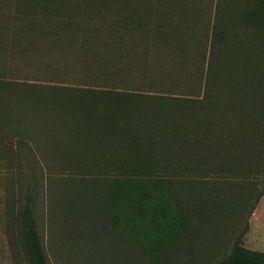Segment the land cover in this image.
I'll return each instance as SVG.
<instances>
[{"label": "trees", "instance_id": "trees-1", "mask_svg": "<svg viewBox=\"0 0 264 264\" xmlns=\"http://www.w3.org/2000/svg\"><path fill=\"white\" fill-rule=\"evenodd\" d=\"M239 1H242L243 11L237 15L238 22L246 26L244 30L249 40L241 47L240 55L246 57V66H243L246 71L233 79L240 91L234 89L236 92L230 93V98L223 99L224 103L221 101L215 111L219 115L216 120L225 123L229 132L209 135L213 141L207 144L205 141V145H202L204 141L201 142L200 137L208 138L206 127L210 132L215 125L217 129L220 128V124L214 121L215 113L206 117L205 112H200L202 107H206V96L201 100L182 99L183 102H174L160 93L144 94L88 85H44L34 80L27 84L29 89L20 95L25 94L32 103V109L28 108L27 113L25 109L16 110L21 113V118L25 117L26 120L27 115H58L60 119L56 125L59 134H69L70 145L77 155L75 158H82L83 166L76 165V169L71 171L77 175L76 184L70 186L69 191L63 189L59 203L64 205V210L76 213L79 219L74 223L76 226L84 228L81 226L83 219L93 221L94 226L88 222L85 230L106 232L111 240L128 247V264L135 263L139 257L143 258L145 264H189L209 252L210 249L203 245L204 241L213 237L207 234V225L211 224L216 229L221 220L218 217L210 219L208 213L219 212L220 208H230L231 213H239L243 202L238 205L237 196L235 198L229 190L226 192L225 188H229L224 178L223 181L218 177H206H223L230 170L240 178L237 182H229L238 185L245 183L244 177L255 168L261 172V189L255 196V203L264 194V130L261 131L263 135L259 143L254 142L255 131H241L243 135L238 132L240 126L252 127L259 122L264 125V0ZM232 2L238 0H216L218 9L226 13L227 21V9ZM119 3L120 6L114 4V13L117 9L115 16L122 27V34L125 30H142L144 21L136 14L134 5L129 0H120ZM99 12L100 8L82 4L81 0H74L71 4L64 0L5 1L4 9L0 12L1 53L11 50L27 55L36 51L51 56L54 52L69 67L82 59V66L86 70L90 65L109 70L108 57L101 56L102 60H98L96 58L100 53H92L93 56L86 60L84 54L87 46L91 49L95 45L100 46L96 41L100 30ZM97 15L100 18L95 21ZM91 22L94 25L88 30L85 26ZM214 25L210 33L213 31L212 35H216L220 43L228 32L221 27L216 31ZM158 31L161 35L165 34L164 30L156 29V35ZM172 34L176 36L174 44L171 41L156 42L161 44L160 49L162 46L169 49V46H173V51L179 55L187 48L193 49L194 45L200 57L204 58L208 51L210 67L214 53L219 56L212 42L208 43L206 50L207 38L210 37L208 26L205 27V38L195 43L180 38V32ZM37 41L40 43L37 44ZM261 44V48L257 49ZM256 51H260L262 56H258ZM72 53L75 57L70 55ZM253 58L255 61L250 64ZM104 79L95 82L103 83ZM209 79L208 73L202 77L204 92L208 90L206 85ZM173 100L177 101L176 98ZM195 101L199 103L194 105ZM214 102L213 98L212 103L216 106ZM3 113L6 116L5 110ZM48 118L44 119L46 123L50 121ZM236 118H239L237 123L230 122ZM201 124L203 127L200 129ZM13 128L19 131L17 126ZM56 130L53 132L56 133ZM233 133L239 139L235 138L232 146L244 144L240 148L245 150L247 147L246 151L236 156L227 147L226 152L221 151L224 157L217 156L219 146L223 147ZM172 138L177 142L171 141ZM64 139L67 140L66 137ZM255 143L260 148L249 150ZM87 151L92 152L84 155ZM82 178L88 179L84 185L80 182ZM184 193L189 194L190 199L185 198ZM32 195L25 196V206L20 216L25 250L29 264H49L33 214ZM247 225L248 221L233 240L227 254L212 264H264V250L249 248L241 242ZM114 233L117 234L115 238ZM200 244L203 247L197 248Z\"/></svg>", "mask_w": 264, "mask_h": 264}, {"label": "rangeland", "instance_id": "rangeland-1", "mask_svg": "<svg viewBox=\"0 0 264 264\" xmlns=\"http://www.w3.org/2000/svg\"><path fill=\"white\" fill-rule=\"evenodd\" d=\"M5 1L14 0H0V12L4 9ZM66 1L68 4L74 2V0H64L65 3ZM119 1L81 0L82 4L85 3L100 8L99 14L101 15L99 35L96 39L97 42L99 41L100 46L95 45L93 49L87 46L84 52L85 59L87 60L88 57L93 56L92 53H100L96 59L102 60L101 56L108 57L107 59L111 65L109 70L98 68L95 65L88 66L86 70L82 66L84 61L82 59L76 60V58L75 66L69 67L65 65V61L59 60V55L54 54V52L51 53V56L49 53L44 56L36 51L25 55L19 51L13 52L11 50L1 53L2 50L0 49V142H2L0 143V155H5V157L0 156L4 165L2 169L0 168V176L3 177L4 184V188L2 185V203L5 214L3 229L0 226V264H8L9 260L11 262L9 264H29L20 221L27 194H33V214L49 264H128V258H126L128 247H123L117 240H111V236L107 235L106 232L98 231V229H94V231L85 230V225L88 222L94 226L93 221L86 220V222L83 219L81 226L84 228L76 226L74 223L79 220L76 213L73 214L70 210H64V205L59 203L58 198L63 195L61 193L63 189L69 191L70 186L73 187L76 184L77 175L71 171L76 169V165L83 166L81 164L82 158L79 156L75 158L77 155L75 149H72L70 145L69 134L67 136H64V133L59 134L58 125H56L60 119L58 115L54 113L45 115L43 112L45 115L43 117L27 115L26 120H24L25 117L21 118V113L16 112L18 108L25 109L24 112L26 113L28 108L29 110L32 109L30 99L25 94L20 96L22 92L29 89L27 85L29 82L34 80L44 83V85H88L144 94L160 93L165 94L167 98L170 97L174 102H183L182 99L201 100L206 96L208 98V100L206 97L204 98L205 103H207L206 107L200 109V112L207 114L206 117L214 115L216 108H219L218 104L221 101L224 103V100L230 98V93L236 92L234 89L239 91L241 89L238 84L234 83L235 80L233 79L240 77L241 73L246 71L243 68V66H246V57H240V55L241 47L246 45L249 40L246 36L247 32L244 30L246 26L240 24L237 18L238 13L241 14L243 11L241 9L242 1L238 0V2L230 4L227 9L228 21L225 17L226 13H222L216 4L214 28H216V31L221 28L226 29L228 33H226L224 41L219 43V39L215 38L217 36L212 35L213 31L210 33L209 30L210 37L207 38L206 50L209 46L208 43L212 42L215 51L219 53V56L214 53L213 58H211L213 61L211 67L210 61L207 59L208 51L204 58L200 57V53L195 50L194 45L193 49L187 48L179 55L173 51V46H169L170 49L162 46L163 48L160 49L161 44H156V42H164H162L161 36L158 37V33L156 35V23L160 21L157 16H154L158 13L157 3L154 4L156 6L153 11L150 8L145 12L141 10L143 14H146L143 15L144 19H142L144 21L142 30H125L122 34L120 29L122 27L117 23V16H115L117 15V9L114 13V4L120 6ZM224 4L227 6L225 2ZM98 15L94 18L95 21L100 18ZM92 23L85 27L88 30L92 29L94 25ZM140 31L142 33L138 34ZM168 31L176 34L180 32V30L171 29V27ZM260 31L259 29L258 32ZM165 37H167V43H170V41L173 43V40L176 39L172 35H165ZM194 40H197L196 36H194ZM40 41H37V44ZM113 41L114 43H111ZM106 42H109L108 45H105ZM217 43L221 45L217 46ZM261 46L262 44L257 49H260ZM107 47H109V50ZM252 48L254 50L255 47ZM260 51L258 53L256 51L258 56H262ZM70 55L75 57L73 53ZM253 56H251V59ZM253 61H255L254 58L250 64ZM258 63L260 62L258 61ZM206 73L210 75L211 79L206 85L208 90L204 92L202 77ZM104 77L103 83L95 82L102 80ZM11 82L19 84H12ZM46 88H49V86H46ZM15 97H17L16 100ZM21 98L22 100H19ZM173 98H176L177 101ZM213 98L217 107L212 103ZM198 103L195 101L194 105ZM3 110H5L6 116H4ZM42 110L45 111V108ZM217 116L219 115L215 113L214 121ZM45 118L50 121L46 123ZM237 121H239V118L232 119L230 122L237 123ZM255 121L257 122V119ZM216 123H218V120H216ZM259 123L252 127L251 125L240 126L238 132L243 135L244 132L247 133V130H250V132L251 130L255 131L254 142L259 143L263 135L261 131L264 130V125ZM218 124H220V128L217 129L215 125V129L213 128L211 132L206 127L208 138L200 137L201 142L204 141L202 145H205V141L206 144L208 141H213L209 135L216 132H229L225 123ZM13 126H17L19 131L14 129ZM202 127L203 124L200 125V129ZM233 127L235 128L236 125ZM54 130L57 132H53ZM39 133H42V135H39ZM234 133L229 135L228 139L226 138L227 141L223 147L219 146L217 156L224 157L225 155L221 151L226 152L227 147L236 156H239L242 151H246L247 147L244 148L245 150L240 148L244 144L232 146L236 142L235 138L239 139L237 136L234 137ZM65 137L67 140L64 139ZM191 138L193 137L191 136ZM171 141L177 142L175 138H172ZM258 143L253 144L248 149L252 151L259 149ZM88 145L91 146V143H88ZM91 152L87 151L84 155ZM249 172L251 174L244 177L246 182L238 185L229 182L230 180L237 182L240 178L239 175L235 177L230 170L223 177L217 175L206 177L208 179L218 177L217 179L222 180L224 178L225 181H228L226 183L229 189L224 187L226 192L229 190L235 198L237 196L238 205L242 202L243 204L239 213H231L230 208H220L219 212L211 211V214L208 213L210 219L218 217L221 220L218 222L216 229H213L211 224L207 225L210 227H207V234H212L213 237L204 241L203 245L211 251L203 253L201 257L191 261V263L212 264L224 257L229 251L233 240L246 227L247 221V230L241 236L242 244L244 246L249 245L247 247L252 249L264 250V194L255 203V196L261 189V172L260 170L256 171L255 168ZM0 181L2 182L1 178ZM80 182L84 185L88 182V179L82 178ZM184 194L185 198H188L189 194ZM254 204L255 206L250 212ZM82 229L84 230L82 231ZM3 235L5 236V242L2 240ZM116 236L117 234L114 233V238ZM203 245L200 244L197 248H202ZM6 254L8 255L7 258ZM138 254L141 255V253ZM145 263L143 258L139 257L133 264Z\"/></svg>", "mask_w": 264, "mask_h": 264}, {"label": "crops", "instance_id": "crops-1", "mask_svg": "<svg viewBox=\"0 0 264 264\" xmlns=\"http://www.w3.org/2000/svg\"><path fill=\"white\" fill-rule=\"evenodd\" d=\"M135 8V12L141 19H144L143 12L150 8L151 11L154 10L155 3L158 4V13L154 14L159 18V22L156 24L157 30H164L165 34L161 35L158 31V37L161 36L162 42H168L165 35L175 37L173 32H169L168 29L176 28L180 30V38L183 37L185 41L195 43L197 40L205 38V27H209V30L212 28L213 23L215 22L214 12L216 8V0H129ZM142 10V11H141ZM153 17V16H152ZM168 32V33H167ZM167 33V34H166ZM188 34V35H187ZM194 36L197 37V40H194ZM172 42V41H171ZM0 168L4 167L3 159L0 158ZM3 166V167H2ZM2 182L0 181V226L3 229L4 226V205L2 203L3 194H2V185L3 177H1ZM3 242H5V236H2ZM1 245V244H0ZM249 246V245H247ZM8 252V251H3ZM6 258L8 255H5ZM10 259V258H9ZM8 261V260H7ZM10 260L8 261L9 264ZM11 263V262H10Z\"/></svg>", "mask_w": 264, "mask_h": 264}]
</instances>
